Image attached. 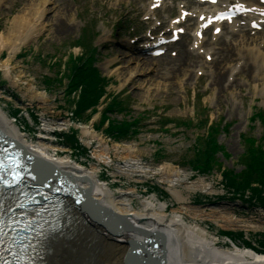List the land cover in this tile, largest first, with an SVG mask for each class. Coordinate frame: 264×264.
Wrapping results in <instances>:
<instances>
[{"label":"bare ground","instance_id":"bare-ground-1","mask_svg":"<svg viewBox=\"0 0 264 264\" xmlns=\"http://www.w3.org/2000/svg\"><path fill=\"white\" fill-rule=\"evenodd\" d=\"M143 1L128 2L135 5ZM33 4V10L12 20L10 37L1 33L0 71L5 73V77L11 78L13 62L23 47L49 32V17L55 13L60 17L62 10L70 9L57 10L58 0H34ZM162 8L170 17L163 24H169L172 34L191 19L196 18L198 23L194 29L189 28V37L180 38V48L175 49L174 55H167L166 52L160 59H156L154 52L161 46L158 44L163 38L154 36L153 32L138 48L139 44L133 42L136 35L119 40L126 51H120L117 58L108 62L107 68L121 64L113 72L121 77L124 76L121 69H133L122 89L127 84H134L135 78L140 76L146 78L140 88L144 89L149 82L155 81L151 91H162L180 75L184 78L177 81L181 88L192 80L196 83L206 75L218 102L220 95L227 90L244 86L250 90L253 88L255 96H264V89L258 86L264 83V0H217L216 4H211V0L206 3L184 0L180 2L179 13L175 16L171 15L167 0H150L147 6L144 5L147 18L151 16L157 20L161 19ZM229 10L239 14L225 23H214L216 32L213 38H204L203 24ZM72 23L69 21L70 29ZM224 24L228 25L225 29ZM56 31L58 36L65 33L63 29ZM110 38L111 35L104 34L101 41L108 42ZM175 45L170 40L160 48L171 50ZM6 51L10 58L3 60ZM156 62L162 70L164 66L168 67L169 73L164 74L162 80L151 75L157 72V69L151 68ZM166 62L169 64L166 65ZM19 82L14 80L12 84L16 86ZM35 89L30 85L28 91L35 93ZM38 95L43 97L40 101L46 103V94ZM232 97L235 100L238 96L233 94ZM2 98L6 96L2 95ZM263 115L264 112L258 113L254 120L263 124ZM207 122V119L199 120L198 127L202 128ZM66 127L63 122L47 121L36 137H30L26 128L20 129L0 107V140L16 142L15 145L23 153L20 163L24 162L12 168L22 178L14 186L5 189L8 182H14L6 177L0 179V264H264V250H256L246 244L243 247L237 245L227 235H223L225 241L219 242L220 237L204 223L208 220L218 223L231 220L235 228H240L239 220L229 216V212L223 213L221 206L196 210L190 203L191 194L210 189L201 180L198 183L192 180L195 175H208L195 167L199 160L201 138L196 147V161L191 164L194 173L186 175L172 166L154 170L142 165L138 146L125 145L127 142L112 144V137L106 133L99 135L96 132L98 127L94 129L93 125L81 128L83 142L88 146L96 144L93 150L96 160L86 165L71 157L74 143L69 141V145H64L61 139H56L55 131ZM255 142L264 149V138ZM219 146L225 155L226 149ZM247 152L252 159L249 149ZM3 154L10 157V161L21 159L10 150ZM3 154L0 155L1 161L5 160ZM219 154L222 153L216 155ZM101 165L114 168L111 180L101 179ZM30 175L35 176L30 178ZM41 178L49 182L38 181ZM120 178L133 182L135 188L129 186L113 190L112 185ZM152 180L168 184L169 193L178 206L172 204L170 208L167 202L158 198L157 192L154 194L146 190V186H152L149 183ZM141 183H144L145 190L139 188ZM259 184L254 186L264 189ZM184 190L190 194L185 196ZM235 196L243 201L242 196ZM16 203L22 205L15 207ZM259 207L263 209L264 206ZM223 208L227 207L223 205ZM18 223L21 229L15 227Z\"/></svg>","mask_w":264,"mask_h":264},{"label":"rangeland","instance_id":"rangeland-1","mask_svg":"<svg viewBox=\"0 0 264 264\" xmlns=\"http://www.w3.org/2000/svg\"><path fill=\"white\" fill-rule=\"evenodd\" d=\"M58 1L57 10L70 9L65 12L62 10L60 17L56 13L50 16L49 32L23 47L13 62L11 78L5 77V73L0 71V107L7 113L9 119L20 129L26 128V133L30 137H36L47 121L65 123L66 128L55 131L56 139H61L64 145H69L71 142L69 139L74 137L77 141L71 143L74 146L73 153L68 154L74 160L87 163L86 165L96 160L93 155L96 144L88 146L83 142L81 128L85 125H93L94 129L95 126L98 127L96 132L99 135L106 133L111 136L112 144L127 142L125 145L138 146L140 149H137L142 155V165L150 166L154 170L162 166H172L176 170H182L186 175L194 173L191 164L196 161L194 157L198 150L196 147L199 139L201 138V143L205 142L213 124L220 125V134L216 138L230 158L221 150L222 154L217 156L216 164L208 167L207 176L192 177L194 182L198 183L201 180L210 189L206 188L191 194L190 203L196 210L221 206L222 212H229V216L239 220L240 228H235L231 220L226 222L221 220L220 223L214 220L204 222L213 234L220 237L219 242L225 241L223 235H227L237 245L243 247V244H246L255 247L256 250H264V189L254 186L259 183L256 184L251 181L252 178L251 180L249 178L250 174L255 173L254 170L257 172L256 179L264 176V163L257 165L258 169H256L257 163L253 162L250 169V161H245V157L249 155L247 150L250 151L253 144L257 146L251 141L264 138V123L254 120L258 113L264 112V96L260 94L255 96L253 88L250 90L249 87L240 86L242 88L230 89L220 95L221 99L218 102L206 75L196 83L192 80L182 88L177 83L183 78V75H180L162 91H151L155 81L149 82L144 89L140 88L139 85L146 80L144 76H140L135 78L134 84H127L122 89L133 69L124 67L121 69L124 76L121 77L113 73L121 64L107 68L108 62L117 58L120 51H126L120 44L122 41L119 40L122 38L127 40L136 35L133 41L139 39L140 44L150 31L165 33L163 31L168 30L169 24L164 25L163 22L170 18L168 14L162 8L161 19L157 20L151 16L147 18L144 5L147 6L150 0L135 5L128 2L129 0H122L120 3L118 0ZM182 1L184 0H167L171 15L178 14V7ZM33 3L34 0H3V3L0 0V36L3 33L10 37L12 20L17 15L33 10ZM69 21L73 22L71 29ZM195 23V19L191 20L189 25L187 24L188 28L194 29ZM190 25L192 26L189 27ZM62 29L65 33L56 35V30ZM104 34L111 35L108 42L101 41ZM165 34L170 37L171 31ZM206 38H213L212 32H209ZM180 45L176 43L174 48L166 51V54L174 55L175 49L179 50ZM9 58V53L6 51L2 59ZM82 61L93 62L98 68L106 81V87L104 86L106 94L94 108L84 113V119L77 120L73 113L78 109H75V104L71 101L77 102L81 92L70 94L69 86L75 77L74 67L82 65ZM168 64L166 62V65ZM151 68L157 69V72L151 74L157 77V80L158 78L162 80V76L169 73L167 66L162 70L157 62ZM14 80H19V85L14 86L12 84ZM30 85L36 87L35 93L28 91ZM258 86L264 89V83L261 82ZM43 93L46 94V103L41 102L43 97L38 95ZM233 94L238 96L235 100ZM2 95L6 98L3 99ZM203 119H207L209 123L199 128L198 121ZM262 120L264 121V115ZM128 123L137 124L133 127L134 132L128 134L130 136L111 134L110 130L113 126L118 130L123 129ZM158 153L161 154L158 156ZM100 168L101 179L111 180L114 168L106 165H101ZM240 174L248 175L244 178L239 176ZM120 179L112 185L113 190L119 191L129 186L135 188L136 184L133 182ZM149 183L155 187L146 186V190L154 194L157 192L158 198L167 202L170 208L172 204L178 206L169 193L168 184L156 180ZM262 185L264 187L263 183ZM139 186L141 190H145L144 183ZM182 192L185 196L190 194L189 191ZM142 193L147 195L145 191ZM235 195L242 196L243 201L238 200L240 197ZM223 205L227 208H223ZM226 245L230 246L228 243Z\"/></svg>","mask_w":264,"mask_h":264},{"label":"trees","instance_id":"trees-1","mask_svg":"<svg viewBox=\"0 0 264 264\" xmlns=\"http://www.w3.org/2000/svg\"><path fill=\"white\" fill-rule=\"evenodd\" d=\"M81 64L82 65H80L79 63L78 65L80 66L74 67L73 72L75 77L72 80L73 82H71V85L69 86L70 94L76 91L81 92V97L80 99H78L77 102L71 101V103L75 104V109H78L77 112L75 111L73 113L75 119L77 120H80L81 118L84 119V113H86V111L90 110L91 108H94L95 105L103 97V95L106 94L104 88V86L106 85V81L102 78L98 68L94 66L93 62L87 63L86 61H82ZM207 123H209V121ZM136 125L137 124L128 123L123 127V129L121 128L117 130L113 126L111 128L112 130L110 129L109 130L111 131V134H113L114 136H119L121 134L126 136L129 133H132V131L134 132L133 127ZM220 128H221L220 125L213 124L211 128V132L209 133V137L206 139L208 141L207 142L206 140L205 142L203 141V143H201V146L199 147L200 150L199 160L197 162V165L195 166L199 171H203L206 173L208 172V169L211 166L213 167V165L216 164V160H217L216 154L220 153V151L222 150L216 138L220 134ZM69 140L72 143H76L77 141L76 139H74V137H72V139ZM251 142L256 143L255 141H251ZM250 151H251L252 159L250 158V153H249V155L245 157V161L246 162L247 160L250 161V169L252 166L251 163L256 162L257 163L256 169H258L257 165L264 163V149L258 147V144L257 146L253 144L252 148H250ZM194 163L195 162H193L192 164ZM254 172H255L254 174L249 175L250 180L252 178L251 181H253L256 184L257 183H261V185L262 183L264 184V176H261L258 179H256L257 177L255 175L257 174V172L256 170H254ZM247 175L248 174H245L242 177L245 178Z\"/></svg>","mask_w":264,"mask_h":264}]
</instances>
